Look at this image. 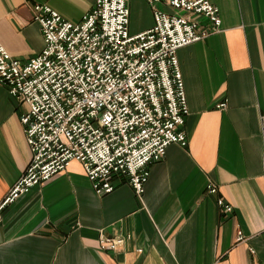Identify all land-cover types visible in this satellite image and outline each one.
Listing matches in <instances>:
<instances>
[{
  "label": "crops",
  "instance_id": "0c3cea01",
  "mask_svg": "<svg viewBox=\"0 0 264 264\" xmlns=\"http://www.w3.org/2000/svg\"><path fill=\"white\" fill-rule=\"evenodd\" d=\"M211 1L221 31L177 52L187 146L171 144L151 165L141 196L127 182L97 194L71 160L4 210L0 264H264V0ZM36 3L77 23L95 0H0V41L23 61L44 46ZM128 5L132 34L154 25L146 0ZM26 108L0 84V202L30 162ZM210 182L217 192L207 191ZM101 234L129 238L109 251Z\"/></svg>",
  "mask_w": 264,
  "mask_h": 264
},
{
  "label": "built area",
  "instance_id": "2783aa9c",
  "mask_svg": "<svg viewBox=\"0 0 264 264\" xmlns=\"http://www.w3.org/2000/svg\"><path fill=\"white\" fill-rule=\"evenodd\" d=\"M146 1L154 25L137 34L130 32L128 0H95L77 23L36 3L40 53L23 61L0 41V84L27 107L21 122L31 150L27 168L0 202V224L9 205L73 159L97 194L127 182L141 196L151 165L171 144L187 146L189 107L177 52L221 31L220 10L211 0ZM261 123L264 132V115ZM207 191L217 192V185L210 182ZM217 204L233 211L222 197ZM128 238L101 234L100 247L118 251Z\"/></svg>",
  "mask_w": 264,
  "mask_h": 264
}]
</instances>
